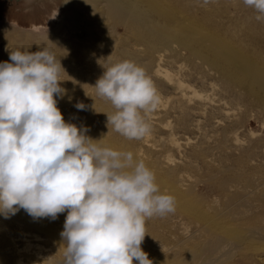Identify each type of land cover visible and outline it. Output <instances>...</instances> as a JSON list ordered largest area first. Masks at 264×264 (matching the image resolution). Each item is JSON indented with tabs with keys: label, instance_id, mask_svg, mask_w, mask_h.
I'll list each match as a JSON object with an SVG mask.
<instances>
[{
	"label": "rangeland",
	"instance_id": "374dc122",
	"mask_svg": "<svg viewBox=\"0 0 264 264\" xmlns=\"http://www.w3.org/2000/svg\"><path fill=\"white\" fill-rule=\"evenodd\" d=\"M29 1L32 0H0V43L2 44L0 45V59H2L0 63H2L3 60V62L11 63L9 54L16 50H27L30 53H34L46 47L56 53L61 49H70L74 48V46H78L80 52H82V54L84 52L83 55H88L89 58H91L90 60H96V64L102 66V69L105 68L101 73L94 71L92 67L90 69L85 68V65L81 62H75L78 57L74 56L73 61H71L74 63H71L70 66L73 69V65L75 64L73 70L78 72L79 76L77 78L75 77V79L69 78V82L68 77H64L61 73L60 79L63 77V81L61 79V85L63 88L65 87L64 89H68L67 95L71 93L70 90L73 91L74 89L75 92L76 86L78 90L79 86V90H83L85 95H88V98L90 97L89 100L92 104H100L103 109L109 107V115L116 111L114 106L106 98L98 96L96 90L92 86L95 85V81L103 75L104 71L110 67V65L124 61V59L127 60L128 58V60L132 59L130 61H133L137 65L140 63L157 89L160 97L158 104L159 108L157 106V109L154 111L142 113L144 119L150 125V133L147 134V136L150 137L151 145L154 144L153 146H150V143L149 145L140 146V139H128L114 131L112 125L109 127L100 126L99 124L92 128L89 127L91 131L94 130L93 133L107 142L106 147L112 150L131 153L140 151L139 155L144 157L149 164V169L154 172L157 178L171 185L180 184L182 191H186L183 198L184 203L193 210H190L189 214H181L175 209L174 213H168L164 216L154 215L151 218H147L145 223L146 235L141 244V249L146 248V251L149 249V252L155 256L157 255L156 257L160 256L159 259H164L163 261L166 259L171 262L174 258L177 260V257H179L177 261H179L180 264H207L210 261H214L215 264H264V103L261 102L262 100L259 98L257 102L255 99L253 101L254 96L245 95L238 85L233 86V84L224 79L219 72H214L216 70L211 69L209 65H206L199 59L190 57L186 51L177 50L174 45H171L172 47L170 46L169 48L163 47V51H161V48L158 49L163 56L160 66L161 69L167 70L170 77L167 78L169 83L166 81L165 77H161L163 75L153 74V60L148 59V52L146 55L143 51H147V49H144L141 45H109L111 46L110 48L107 47L108 45H99L97 47L96 45H89L87 40L83 41L88 45H64L65 47L60 45L58 46L59 49L56 48L57 45H55L56 47L54 45H44L48 43V39L45 38L46 35L43 31L51 33L52 31H56L59 25H61L59 22L63 17L61 16V8L59 6H56L54 9L41 6L39 13L44 16V19L42 15L38 17V20L43 23L42 26H40V23L34 24L38 21H31L30 16L25 11L24 6H26ZM176 1H178V3L184 2L185 4V1H187L186 3H192L194 1L199 3L200 0ZM241 1L243 2V0H207V3H205L204 0H201V4H197L199 6L197 8H195L193 3L190 4L189 11H187L186 14L189 16L191 15L190 17L197 16V18H200L204 23L206 19L205 24L208 23V27L212 26L213 30L215 29V31L211 32H214L216 39L221 40V43H226L225 45H230L234 49H244L242 51H244L246 55H250L261 64H264V20L257 21V13ZM215 2L216 6L213 4ZM211 6L214 10L216 8V11H214ZM198 9L202 11L199 13L198 11L200 10ZM211 10L213 12H211ZM57 12L58 15H56ZM211 14L215 16L213 17ZM211 21L213 23H210ZM72 40L74 39L72 38ZM121 46L126 48L123 49ZM100 47H103L102 50L104 51L100 52ZM55 48L57 50H55ZM84 49H86V51ZM137 50H140L142 53L140 51L139 53ZM100 53L103 54L101 55ZM256 54L257 56H255ZM104 57L105 60H103ZM126 57L128 58L126 59ZM140 64L138 66H140ZM75 68H78L77 71ZM177 71H180L178 72L180 75L177 74ZM96 76H98V78ZM80 77L82 81L79 79ZM86 79H88L89 82L86 81ZM174 80H180L185 85L187 84L190 92L186 90L188 88H184L182 92L173 88L175 87L173 83ZM65 82L68 83V86ZM73 84L76 85L74 88L72 87ZM229 84L235 87L237 94L233 93L234 88L229 86ZM82 87L84 88L82 89ZM231 89H233V91H231ZM175 91L179 94H176ZM183 94L184 96H182ZM241 94H243V96H241ZM67 95H64L65 97L62 99H58V102L62 103L61 106H59L60 103L57 104V107H62V109H59L64 110L63 113L66 115L69 113L68 116H75V113H73L75 107H72L74 102L70 104V106L64 103L67 101ZM91 96L93 98H91ZM178 97L180 100L177 99ZM244 97L247 98L245 99ZM65 106L67 107L66 111V108H64ZM111 108L114 111H112ZM109 128H111L112 131ZM233 130L235 131L232 133L231 131ZM228 139L229 141H227ZM170 142H174L176 146H173ZM235 152L238 154H235ZM242 156H245V158ZM178 175L180 176L178 177ZM241 175H243V178ZM225 176L226 179H224ZM235 177L237 178L235 179ZM239 178L240 181H238ZM168 179L170 180L168 181ZM232 181H234V183ZM219 182L222 183L224 189ZM216 185L220 187L218 188ZM260 186L262 187L261 190ZM205 206H207L208 209ZM212 211L216 212V221L219 223L221 222L220 225L224 224L231 228L233 232L235 231L234 233L238 232L240 235H252V237H249L251 238L250 243L253 246L252 249H240L241 251H237L233 258H222L226 256L225 252H227L229 247H226L225 242H223L217 234L216 243H214V237L203 223L205 220H208L207 218L205 219V217L203 218L204 214H208V212L212 213ZM0 222L3 223V228L0 229V264H13V261L10 263V260H13V256L10 253V245L12 247L15 243L14 245L22 247V244L18 238H16V233L11 223L7 222V220H2ZM152 229H155V233ZM4 231L7 233H4ZM8 231L10 233H8ZM10 242L12 244L9 245ZM41 244L42 247L45 246L43 247L44 251H48L50 254L53 253L52 255H48L50 260L57 264H63V254H57L55 251H51L47 243H45L46 245H44V242ZM215 244L216 247L214 246ZM190 245L193 246L190 247ZM186 253L188 254L186 255ZM163 255L164 258H162ZM197 257L200 259L198 260ZM22 261H25L23 264L30 263V261H26V258H23ZM168 261H165L166 264H168ZM179 262L175 263L179 264Z\"/></svg>",
	"mask_w": 264,
	"mask_h": 264
},
{
	"label": "clouds",
	"instance_id": "9594fccd",
	"mask_svg": "<svg viewBox=\"0 0 264 264\" xmlns=\"http://www.w3.org/2000/svg\"><path fill=\"white\" fill-rule=\"evenodd\" d=\"M243 2L264 20V0ZM9 60L0 63V215L23 209L55 220L67 211L63 264H153L141 249L146 219L174 213L175 198L160 192L154 172L131 152L101 147L85 135L89 129L65 122L57 98L67 94L60 86L67 73L54 51L16 50ZM92 87L114 106L107 115L114 131L128 139L150 133L142 113L160 97L143 67L117 62Z\"/></svg>",
	"mask_w": 264,
	"mask_h": 264
},
{
	"label": "bare ground",
	"instance_id": "6f19581e",
	"mask_svg": "<svg viewBox=\"0 0 264 264\" xmlns=\"http://www.w3.org/2000/svg\"><path fill=\"white\" fill-rule=\"evenodd\" d=\"M197 1H199V0H197ZM200 1H199V3H200ZM186 2L187 1H185V4H184V2H180L181 3L180 4L176 0H36V1L32 0V1H29L28 4L24 7H25L26 13L30 16V20L31 21L37 20L38 22H35L34 24L40 23V26H42V24H43L41 21L38 20V17H40L42 15L41 13H39V11L41 10V6L42 7H45V6L51 7L53 9L56 6H59L61 8L60 9V11H62L61 16H63V17L61 18V20L59 19L60 20L59 22L62 26L59 25L57 30L54 32L52 31L51 33H49L48 31H43V33L46 35L45 38L48 39V43H45L44 45H57V48L60 45L67 46V45H88L89 44V45H96L97 47L99 45H101V46L102 45L103 46L108 45L107 47H109V48L111 47L109 45H119V46L120 45H135V46L141 45V46H143L144 49L145 48L147 49V51H145L143 49H141V50H143L144 53H146V55L148 52V55H147L148 59L153 60V74L163 75L161 77H165L167 82H168L167 78H170V77H169L167 70L161 69L160 63L163 60V56L161 54V51H163L162 50L163 47L169 48L171 45H174V47L177 50L179 49V50L186 51L190 57L195 58V59H199L203 63H205L206 65H209L211 67V69L216 70L214 72H217V73L219 72V74L224 79H226L229 83L233 84V86L238 85L242 89V91L244 92L245 95L247 94V96H251V97L254 96L253 101L255 99L257 102L258 99L260 98V100H262L261 102L264 103V64H261L254 57H251L250 55H246V53L244 51H242V50H244L242 48H241L242 50H238V49L232 48L230 45H225L226 43L225 44L221 43V40L216 39V35L214 34V32L213 33L211 32V31H215V29L213 30L212 26H210V25H209L210 27H208V23L205 24L206 19H205V23H204V21H201L200 18H197V16L196 17L195 16L190 17L191 15L189 16L188 14H186L187 11H189L188 9L190 8V4L193 3L195 8H197V7H199L198 5H200L201 3L199 4L198 2L196 3L195 1H194L195 3L194 2L186 3ZM213 4H214V6H216V2ZM180 5H182V6H180ZM242 5H244V4H242ZM178 6H180V7H178ZM236 6H237V4H236ZM211 8H212V6H211ZM198 10H200V11H198ZM198 10L197 11L199 13L202 11L201 9H198ZM214 11H216V8ZM220 11H221V9H220ZM209 12H207V13H209ZM211 12H213V11L211 10ZM192 13L195 14L194 12H192ZM202 14H203V12H202ZM202 14H200V15H202ZM214 14H215V12H214ZM56 15H58V12ZM203 16H205V15H203ZM211 16H213V15L211 14ZM35 18H37V19H35ZM43 19H44V16H43ZM210 23H213V22L211 21ZM215 26H216V24H215ZM205 29H207V30H205ZM73 33H76V34H73ZM72 38L74 40H72ZM80 38H84V39H80ZM83 40H87L88 44H86L85 41H83ZM123 42L124 43L126 42V43L124 44ZM39 44H35V45H39ZM259 44H260V42H259ZM0 45H2V44L0 43ZM87 47H89V46H87ZM118 47H116V48H118ZM132 47H134V46H132ZM122 48L124 49L126 47H122ZM139 48H142V47H139ZM160 48H161V51L158 50ZM102 49H103V47L102 48L100 47V50H101L100 52L104 51ZM135 49H138V48H135ZM55 50H57V49L55 48ZM63 50H65V52ZM84 50L86 51V49H84ZM108 50H110V49H108ZM81 51H82V49H81ZM121 51H122V49H121ZM89 52H91V51H89ZM114 52H115V50H114ZM119 53H120V51H119ZM177 53H178V51H177ZM55 54L58 58H60L61 65L67 73V75H66L62 72L63 76L64 77L66 76V78L68 77V79L69 78L75 79V77L77 78L79 76V73L75 72L73 70L75 64L73 65V69L70 66V64L72 63L71 61H73V59H74L73 58L74 56L78 57V58H76L75 62H79V63L81 62L82 64L85 65V68L90 69L92 67L94 71H97L100 73L105 68L104 67L102 69V66H99L98 64H96V62H95L96 60L95 61L90 60L91 58H89L88 55H83L84 52L82 54V52H80V48L78 46L77 47L74 46V48H70V49H66V48L61 49L60 51L56 52ZM100 54L102 55L103 53H100ZM127 54H129V53H127ZM174 54H175V52H174ZM76 55H79V56H76ZM90 55H91V53H90ZM110 55H112V54H110ZM130 55H128V56H130ZM124 56H126V55H124ZM255 56H257V54ZM127 58L128 57H126V59ZM0 60H2V59H0ZM93 60H94V58H93ZM103 60H105V57ZM120 60H122V59H120ZM130 60H132V59H130ZM111 61H113V60H111ZM101 62H102V60H101ZM111 64H112V62H111ZM110 66H112V65H110ZM140 66H141V64H140ZM143 66H145V65H143ZM77 69H76V71H77ZM180 71H177V74L180 75V73H178ZM90 72H91V70H90ZM184 72H185V70H184ZM97 74H95V75H97ZM177 74H176V77H177ZM86 77H87V75H86ZM96 77L98 78V76H96ZM79 79L81 80V77ZM62 81H63V79H62ZM68 81L70 82V79ZM86 81H88V79H86ZM93 81H94V79H93ZM65 83H67V82H65ZM173 83L175 85V87H173V88H176V90L178 89L182 92L184 90V88H188L186 90H188L190 92L188 85L187 84L185 85L180 80H177V81L174 80ZM61 84H60V86L62 87ZM66 85L68 86V83ZM74 86H76V85L73 84L72 87L74 88ZM229 86L233 87L230 84H229ZM83 88L84 87H82V89ZM233 88L235 91V87H233ZM79 89H80L79 86H78V90H77V86H76L75 92H74V89H73V91L70 90L71 93L68 95L66 94L67 95V101H65V102L63 101V102L67 103V105H69V106H70V104H72L74 102L72 104V107H74V105L77 102H82L84 105H86L85 110H78L75 108L73 110V113H75V116L70 117V116H68L69 113H68V115H66L65 113H63L64 110H60V109H62V107L61 108L58 107V108H60L59 110L61 111V114H62L66 123L74 124L75 126H77L78 129L81 128L82 126L89 129V131H87L85 133V135L90 137L91 139H93L95 141L100 140V146L106 147L107 142L103 141L101 139V137H99L97 134L93 133L94 130L92 129L93 131H91L90 128H92L93 126H98L99 124H100V126L101 125L109 126V127L111 126V124L107 125V115H109V113H108L109 107L105 106L107 109H103V107H101L100 104H99L100 106L97 104H92L89 100L90 97L88 98L87 97L88 95L86 96L85 92H83V90L81 91ZM231 91H233V89H231ZM234 91H233V93H236V91L235 92ZM175 92H176V94L178 93L177 91H175ZM185 92H187V91H185ZM191 92H193V91H191ZM233 93H232V95H233ZM194 95H196V94H194ZM238 95H236V96H238ZM182 96H184V94ZM241 96H243V94H241ZM63 97H65V96H63ZM54 98H56V97H54ZM91 98H93V97L91 96ZM187 98H188V96H187ZM57 99H59V98H57ZM64 99H66V98H64ZM177 99L180 100L179 97ZM188 100H189V98H188ZM242 100H243V98H242ZM59 103H60L59 106H61L62 102H58L57 104H59ZM177 103H179V102H177ZM64 105H66V104H64ZM173 106H172V108H173ZM178 106H179V104H178ZM64 108H66L65 109V111H66L67 107L65 106ZM158 108H159V106H158ZM111 110L114 111L112 108H111ZM177 110H179V109H177ZM109 111H110V109H109ZM68 112H70V111H68ZM100 126H99V128H100ZM96 128H94V129H96ZM111 128H109V129L112 131ZM238 128H240V127H238ZM106 130H107V128H106ZM102 131H104V130H102ZM234 131L235 130H233L231 132L233 133ZM105 132H108V131H105ZM104 138H105V136H104ZM117 138H118V136H117ZM114 139H115V137H114ZM149 139H150V137L145 135L143 138L140 139L139 145L140 146L141 145H149V143H150V146H153L154 144L151 145V139H150V141H149ZM227 141H229V139ZM171 143L172 142H170V144ZM172 144H173V146H176L174 144V142ZM233 146H234V144H233ZM235 149H236V147H235ZM124 152H126V151H124ZM139 152L132 153L134 160H136V161L142 160L145 163V165L148 168H150L149 164L144 159V157L139 155L140 154ZM236 152H238V151H236ZM236 152H235V154L239 153V152L238 153H236ZM237 156H239V155H237ZM242 157L245 158V156H242ZM238 160H240V159H238ZM247 161H249V160H247ZM168 164H170V163H168ZM236 164H237V162H236ZM165 175H166V173H165ZM224 175H226V174H224ZM230 175H231V173H230ZM179 176L180 175H178V177ZM241 176L243 178V175H241ZM174 177H175V175H174ZM236 178L237 177H235V179ZM224 179H226V176ZM169 180L170 179H168V181ZM238 181H240V178ZM243 181H244V179H243ZM220 182H222V181L220 180ZM220 182H219V184H221V187H223V189H224V186H225L224 183L222 182L224 185V186H222V183H220ZM232 182L234 183V181H232ZM241 182H242V180H241ZM156 183H157V185L160 189V192L162 194H169L175 198V209L177 212H179L181 214H189L190 210H193V209L189 208V206H187L184 203L183 198H184L186 191H182V187H180V184H174L172 182L174 185H171L169 183H166V181H162L161 179H159L157 177H156ZM215 184H216V182H215ZM237 184H238V182H237ZM212 187H214V186H212ZM212 187H210V188H212ZM216 187L219 188L220 186L216 185ZM261 189H262V187L260 188V190ZM258 191H259V189H258ZM260 193H261V191H260ZM205 207L207 208V206H205ZM66 215H67V211H65L64 213L58 214V217L55 220H52L50 218H36V219H34L33 217L29 216L23 209H21L15 215L10 216L7 219H5L3 215H0V221H2V220L6 221L7 220V222L11 223V225L13 226V229L16 233V238H18V240L22 244V247H18L16 245H14L15 244L14 243L11 247L10 244H12V243L11 242L9 243L10 248H11L10 253L13 256V260L11 259L10 263H11V261H13V264H23L25 261L23 262L22 259L26 258V261L27 260L30 261L29 264H57V263H54L52 260H50L48 258V255L53 254L51 251H55L57 254H63L64 255L66 245H65L64 241L62 240L60 233L63 231V225L65 222ZM204 217H205V219L207 218L208 220H205L203 223L206 225L205 227H207L209 229L210 234L214 237V239H213L214 243H216V234H217L222 239V241L225 242L226 247H229V249H230L229 250L228 248H226V249H228L227 252H225L226 256H224L222 258H227V259L233 258L235 253H237V251H239L240 249H244V250L252 249L253 246L250 243L251 238H249V237H252V235H249V234L248 235H240V234H238V232L234 233L235 231L233 232V230L231 228L227 227L226 225H224V224L220 225L221 222L219 223L218 221H216V212H213V211H212V213L208 212V214H204L203 218ZM2 228H3V223L0 222V229H2ZM148 228H149V225H148ZM154 230L155 229H152V231L155 233ZM239 230H237V231H239ZM4 233H7V232L4 231ZM8 233H10V232L8 231ZM147 233H148V231H147ZM149 235H151V234H149ZM152 235H154V234H152ZM8 237H10V236H8ZM11 239H12V237H11ZM152 239H153V237H152ZM154 239H157V238H154ZM7 240H8V238H7ZM42 242H44V245H46L45 243H47V245H49V248L51 250L50 252L52 254L48 253V251L43 250V247H45V246H43V247L41 246ZM195 244H196V242H195ZM197 245H199V244H197ZM200 245H201V243H200ZM191 246H193V245H190V247ZM214 246L216 247V244ZM145 247H147V246H145ZM49 248H48V250H49ZM145 249L146 248H144L142 250L148 254V258L153 261V264H166L165 261H168L166 259H165V261H163L164 259H161V258L159 259L160 256L156 257L157 255L156 256L153 255L151 252L148 251L149 249L147 251ZM187 251H189V250H187ZM187 251H185V252H187ZM210 252H212V251H210ZM214 252H216V251H214ZM187 254L188 253H186V255ZM209 255H211V254H209ZM221 255H222V253H221ZM162 258H164V255ZM178 259H179V257H177V260ZM197 259L199 260L200 258L197 257ZM209 259H211V258H209ZM217 259H219V258H217ZM217 259H215V260H217ZM56 260H55V262H56ZM173 260L171 262L168 261L167 263L168 264H177L175 262H179L176 259L174 261ZM207 261H209V260H207ZM221 261H222V259H221ZM200 262H202V261H200ZM133 264H138V262L133 260ZM179 264H180V262H179ZM207 264H215V262L210 261Z\"/></svg>",
	"mask_w": 264,
	"mask_h": 264
}]
</instances>
